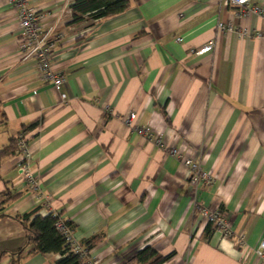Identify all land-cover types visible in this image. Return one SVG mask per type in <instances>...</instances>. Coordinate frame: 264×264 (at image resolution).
I'll return each mask as SVG.
<instances>
[{"label":"crops","instance_id":"0c3cea01","mask_svg":"<svg viewBox=\"0 0 264 264\" xmlns=\"http://www.w3.org/2000/svg\"><path fill=\"white\" fill-rule=\"evenodd\" d=\"M26 1L55 26L51 66L64 81L55 89L22 58L17 7L0 0V149L25 130L39 184L17 174L15 141L0 155V264L60 257L30 251L13 217L36 207L70 221L80 243L99 235L97 264H128L147 245L169 255L163 264H264V15L225 0H130L68 25L58 18L69 0ZM179 153L210 183L192 186ZM195 203L224 211L234 235L206 236Z\"/></svg>","mask_w":264,"mask_h":264},{"label":"built area","instance_id":"2783aa9c","mask_svg":"<svg viewBox=\"0 0 264 264\" xmlns=\"http://www.w3.org/2000/svg\"><path fill=\"white\" fill-rule=\"evenodd\" d=\"M13 2L17 7L18 14V26L20 30L19 47L22 53L23 59L33 58L37 62L38 69L41 76L46 80H51L55 89L59 90L64 81V78L52 69L51 56H52V33L55 26L44 30L39 22V16L36 10L29 6L26 0H9ZM237 9V14L246 16L250 13L258 15H264V7L260 5H251V0H225ZM72 11L69 6H65L59 20L71 19ZM219 28H224L223 22L218 23ZM230 30V28H227ZM249 32L246 29L240 30V35H247ZM213 48L212 43H207L202 47L194 50L195 55H201L208 52ZM62 98L66 97V94H61ZM136 118V113L130 112L125 118L127 124L132 125ZM139 133L147 134L148 129L144 127H136ZM156 143L160 144V138L156 137ZM17 147V174L24 179L32 190H36L39 187L37 179L30 169L31 163V150L28 144L26 133L21 131L16 137ZM173 153L176 151L173 150ZM178 158L188 167L189 183L197 187L200 184H209L211 180L210 172L204 171L198 161L193 160L189 156H183L180 153ZM195 211L200 216L203 223H211L213 230L218 232L223 238H230L234 235L231 223L227 214L224 211L213 209L208 206H204L201 203H195ZM57 228L65 236L66 242L70 244L72 251L77 253L82 259V264H97V261L90 259L88 256L89 250L85 245L76 241L72 236V226L67 225L61 218L56 222ZM242 243L241 239L239 240ZM255 252L259 256L264 255V236L261 239L259 245L255 249Z\"/></svg>","mask_w":264,"mask_h":264},{"label":"trees","instance_id":"16d2710c","mask_svg":"<svg viewBox=\"0 0 264 264\" xmlns=\"http://www.w3.org/2000/svg\"><path fill=\"white\" fill-rule=\"evenodd\" d=\"M69 7L72 11L71 19L67 22L68 25L81 22L86 17L92 20H97L103 17L113 16L124 11L130 0H69ZM34 124L27 128L33 127ZM25 131V130H23ZM16 139H11L9 144L0 149V155H6L13 152L15 149ZM5 202L15 198L17 195L9 196L6 192ZM3 202H0V207ZM41 208L36 207L29 212L15 214L13 217L17 219L29 232L27 245H31L32 252L46 253L56 252L60 257L54 264H82L83 259L75 252L69 243L66 242L65 236L57 228L56 222L60 219L59 213L47 211L45 214L40 213ZM67 225L72 226L70 221H65ZM213 231L211 223L205 225V234L209 236ZM99 235H94L86 240L85 245L87 250H90ZM23 248L17 253H22ZM169 255H161L154 247L147 245L142 249L134 252L128 260V264H163Z\"/></svg>","mask_w":264,"mask_h":264}]
</instances>
